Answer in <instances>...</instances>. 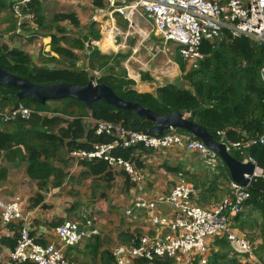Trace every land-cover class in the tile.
<instances>
[{"label": "trees", "instance_id": "16d2710c", "mask_svg": "<svg viewBox=\"0 0 264 264\" xmlns=\"http://www.w3.org/2000/svg\"><path fill=\"white\" fill-rule=\"evenodd\" d=\"M2 3L4 2L0 0V6ZM94 5L99 9L104 7L100 0L95 1ZM22 13L32 17V23L37 26V31L44 32L42 35L50 34L51 30L61 35L60 37L51 35V51L57 57L41 58V64L38 65L20 48L0 43V68L4 71L39 86L56 83L85 86L92 78V72L99 71L101 74L94 77L96 83L108 86L124 101L139 104L160 115L174 112L185 114L190 121L205 128L215 141L223 142L228 147L242 143L243 147L238 151L229 147L232 157L241 162L252 160L264 175V146L253 143L264 134V90L259 79V69L264 66V45L249 37L230 38L227 34L212 43L204 41L199 48L203 58L198 68L192 71L185 70L176 47L178 56L176 61L182 70L184 81L189 84L191 90L167 84L159 88L154 95L141 93L133 88L134 82L127 78L122 65L127 55L102 54L93 44L99 40V32L94 29L93 23L87 26L86 33L73 37L60 23L67 19L74 28L81 29L74 13L67 15L58 13L47 19L38 0H31L27 7L22 9ZM37 31L33 33L36 34ZM73 50L87 52L86 62L78 70L75 69L77 59ZM142 79H145L144 74ZM16 93L14 88L0 84V111L22 104L30 109L31 113L27 119L19 117L4 123L0 128V162L15 165L16 168L26 163L25 175L29 180L37 182L39 191L34 198H30L32 208L42 205L44 197L40 192H44L48 186L54 190L62 187L67 179L70 164L72 166L71 158L68 156L71 150H90L93 143L110 141L105 135L96 136L93 129L83 123V117L118 123L126 129L144 133H148L153 125L151 121L137 116L131 110L116 109L102 100L86 108L82 102L73 99L51 100L45 104H39L31 98L18 100ZM7 126L9 127L4 128ZM176 131L192 137L184 130ZM139 151L148 153V149L138 147L115 149L113 154L124 160L135 161L136 166L142 168L143 164L139 158L142 153L139 154ZM136 152L137 158L134 157ZM81 164L85 168L80 175L84 180L98 175L110 176L111 171H114L104 161ZM223 168L227 172L226 168ZM125 176L129 179L126 174ZM6 177L7 169L3 166L0 168V185ZM216 177L224 176L220 173L216 174ZM248 194V199L241 205V211L235 215V219L239 221L238 219L244 215L245 205L250 204L257 208L261 212L260 235L264 242L263 177L252 181ZM17 224L20 228V224ZM18 227L15 226V230H19ZM137 240L138 238L133 245L137 244ZM16 241V238H0V245L13 250ZM87 241L85 247L89 250L88 255L96 259L102 246L99 235L91 236ZM257 249L264 251V245ZM66 259L77 262L71 257ZM103 259L106 264H114L111 253H105Z\"/></svg>", "mask_w": 264, "mask_h": 264}, {"label": "built area", "instance_id": "2783aa9c", "mask_svg": "<svg viewBox=\"0 0 264 264\" xmlns=\"http://www.w3.org/2000/svg\"><path fill=\"white\" fill-rule=\"evenodd\" d=\"M97 1V0H91ZM106 4L107 14L121 16L132 23L136 15L142 14L150 26L153 37L178 48L180 59L187 69L196 70L203 55L199 48L204 41L210 43L219 40L224 34L230 38L249 37L264 45V0H100ZM31 0H10V9L18 18L21 27L24 19L31 16L22 13ZM113 20V19H111ZM130 26L133 27V24ZM149 36V33L146 37ZM92 72V83L97 84ZM259 79L264 90V66L259 69ZM31 110L18 104L0 111V128L6 122L16 118L27 119ZM57 114H53L56 116ZM72 120V118L64 117ZM83 123L92 128L96 136L110 138L106 143H93L90 150H71V170L78 168L82 162L104 161L111 170L123 171L131 181L140 179L139 171L133 161L124 160L114 155L115 149L126 150L142 147L152 151L170 148L197 153L210 171L216 169L219 160L216 153L206 148L205 144L193 137L185 136L176 130H168L162 135L137 132L126 129L121 124L94 120L83 117ZM65 126V125H62ZM222 135V133H220ZM223 143V142H221ZM264 146V134L255 142ZM225 144V143H223ZM226 145V144H225ZM227 146V145H226ZM240 150L242 143L229 146ZM227 146V148L229 149ZM252 162L248 159L244 162ZM255 164V163H254ZM167 195L156 196L152 200L136 198L126 215L133 209L144 210L160 229H167L162 237L141 235L136 245H119L112 252L114 264H136L152 262L156 259L171 258L175 264H208L207 243L214 238L224 239L237 255L254 257V249L245 238L233 229V218L241 211V205L248 199V189L255 178L246 186L230 182V194L212 210L201 209L191 200L194 190L183 175ZM157 204H168L173 210V219L166 220L155 215ZM81 221L64 220L55 227L56 243L40 245L30 235L31 221L22 214L16 202H4L0 198V222L2 227L19 223L16 245L10 251L4 264H79L69 261L64 250L74 248L86 242L98 232L93 228L87 212L80 217ZM191 254L198 259H187ZM264 264V257L257 262Z\"/></svg>", "mask_w": 264, "mask_h": 264}, {"label": "crops", "instance_id": "0c3cea01", "mask_svg": "<svg viewBox=\"0 0 264 264\" xmlns=\"http://www.w3.org/2000/svg\"><path fill=\"white\" fill-rule=\"evenodd\" d=\"M2 1L4 3L1 4L3 8H0V31L2 32L0 43L6 44L9 47L20 48L28 55H30L32 52L31 50L34 49V45H31V43L27 41L34 35L28 38V36L26 34H23V31L21 30L22 26L28 27V22L23 21L21 23V27L16 23V28H14V25L11 23L12 19L9 18L11 15L10 0ZM38 2H40V0H38ZM92 2L94 4V1ZM82 4L83 3L80 2V5ZM94 9L98 11L97 9L99 8L95 7L94 5ZM5 10H7L9 16H5L3 12ZM13 17L15 18L16 16L13 14ZM117 18V26H122L124 29H127V26L129 29H133L135 27V23L141 22L140 20H138V18H134L133 23H131L133 24L132 27L130 26L131 24L128 23L127 19H124L120 16H117ZM78 21L79 23H81L79 19ZM112 22H114V20ZM33 26L36 30L38 29L35 24H33ZM112 30H115V26ZM36 33L38 34L39 39L43 41L45 40V44H42L44 50L42 51L43 56L41 58H47L48 56L57 57V55L53 51H51V35H55L56 37H60L61 35L54 30H51L50 34L48 35H42L44 32L39 31H37ZM148 33L149 36L146 37ZM136 34L141 39V42L138 45L143 46V48V42L150 40L147 44L146 49H142L141 52H138L137 45L131 46L130 44H123L114 47V49H120L117 53L116 51H113V54L120 53L127 55L126 60L122 63V65L126 71L127 78L134 82L133 88L138 92L151 93L154 95L159 88L167 84H174L180 88L191 90L189 84L184 81L182 70L180 69V66L176 61V57H178L175 49L176 46L171 43H165L164 41L153 37L152 33L150 32V26L147 24V22H145V20L141 23L140 28L136 30ZM15 35H21L19 37L23 36L24 38L20 40L18 39L19 37H17L16 39ZM48 39L50 40L49 42ZM156 44H159V46H161L162 48V51H160L161 54H159V56H156V50L154 52L152 51L153 47L158 48ZM168 45L173 46L175 60L172 57L169 58V55L163 56L164 53L169 52V49L167 48ZM36 46H39V44L37 43ZM45 49L48 50L45 51ZM37 52L38 51H36V53ZM30 57L32 59V56ZM184 66L186 71H192L187 69L186 65ZM142 74L145 75V79H142ZM244 147H246V145ZM140 153H142V151H139V154ZM144 153H142V155L139 157L143 164L142 168H138L135 164V161H133L134 166L140 174V179L137 181H131L130 179H128L125 176L124 172L121 170L111 171L110 176L98 175L96 177L86 179L87 181H90L91 192L97 186L100 187L99 189H97V191H95L92 197L99 196L101 198H109L110 208L114 207V209H108V211H110L109 220L111 221L110 223H112L113 228L110 231H97L102 246L100 248V255L96 259H92L88 255L89 250L85 247L88 241L74 247L73 254H69L68 252V250L71 248L65 249V257H71L74 261H80L83 262V264H106V261L103 259V255L105 253H111L109 248L107 247V244L111 242H115L119 245H133L136 241V238L141 235H146L149 237H162L164 234H166L167 229L158 228V226L153 223L147 212H145L144 210L133 209L130 212V215H126V211L131 208L132 203L136 198L141 197L145 200H152L156 196L167 195L173 188L181 172H183L182 174H184L188 185H190L194 190L191 200L197 207L201 209H214L224 197L230 194L229 186L231 179L229 177L228 171L225 172L223 168L225 166L220 159L217 161L216 169L214 171L208 172L204 168L205 166L202 162L201 157L194 152L189 153L186 151L170 148L158 151L148 150L147 154ZM137 156L138 153H134V157L137 158ZM193 157L195 159H193ZM24 164L25 165L23 167L22 164L18 168H16L15 165L13 166L12 164L7 165L11 167L9 169H22L24 172V176L26 177V163ZM1 167L3 166H0V168ZM4 167L7 169L8 175L9 170L7 166ZM84 170L85 168L83 166L77 168V171H80L78 177L81 178L80 175ZM73 171L74 170L71 169L67 170L68 176L65 182L73 179V176H71L73 174ZM153 172L158 173L159 176L153 175ZM213 173H215L214 176H212ZM220 173L224 177H216V174ZM257 174H260L264 177L263 172L260 169L257 170ZM81 180L84 181V179L82 178ZM8 183L9 181L6 178V180L0 185V198L4 202H16L19 204L24 217L27 220L31 221L30 235L34 238L35 241H37L38 244H57L56 236L54 234L55 227L59 225H54V223H57V218H54V216L57 215L52 214V216L50 217L45 215L44 218H42L38 215V210H43L42 205L35 208L31 207L29 209L28 205L30 206V204H27V201L22 198H17L18 196H15L10 200H4V197H6V195L8 194ZM31 183L33 184V193L39 192L37 190V182L31 181ZM49 188L50 186L47 187V189ZM121 188L124 190V192L122 193L120 192ZM97 199L99 198L96 197L92 200ZM57 207L60 208L63 212L62 216L60 217L65 216L67 214V211L71 209V206L64 208V205H58ZM46 209L47 208H45V210ZM243 212L244 215L241 217V219H238L239 221L235 219L236 216L233 218V229L238 235L248 240V242L254 249V257H249L247 255H237L232 251L230 245L224 239L214 238L209 240L207 243L208 251L206 253V257L209 261L208 264H257V262H259L264 257V251H259L257 249L259 246L261 247L264 245L263 239L260 235L262 226L261 212L250 204L245 205V209L243 210ZM155 215L166 220H172L174 216L173 210L168 204H157L155 206ZM34 221L36 223L40 222V225L36 226L34 224ZM15 226L18 227V224L12 223L10 224V226L2 227L0 222V238H16L17 240L18 230H15ZM250 235L253 236L251 240L249 239ZM227 246H229V249H227ZM0 250V264H4L11 250L3 245H0ZM198 257L199 256L196 254H191L187 256L186 260H196L198 259ZM136 264L175 263L171 258H163L159 260L156 259L152 262H137Z\"/></svg>", "mask_w": 264, "mask_h": 264}, {"label": "rangeland", "instance_id": "374dc122", "mask_svg": "<svg viewBox=\"0 0 264 264\" xmlns=\"http://www.w3.org/2000/svg\"><path fill=\"white\" fill-rule=\"evenodd\" d=\"M40 2L42 6L43 15L47 19H51L54 16V14H58V13H63L64 15L74 13L76 15V17L81 22L80 23L81 29L74 28L73 25L71 24V21L67 19L60 23V25L64 26L66 30L69 31V34L73 37H79L82 34L86 33L87 26L93 23L95 25L94 29L97 32H99V40L94 42L93 44L100 50L101 53L111 54L113 53V51H116L117 53L118 50L120 49H114V47L117 45H123V44H130L131 46L137 45L138 52H141L142 49H146L147 44L150 41L148 40L146 42H143L144 48L143 46L138 45L141 42V39L136 34V30L140 28L141 23L144 22L145 18L142 14L136 15L135 17V18H138V20H140L141 22L135 23V27L133 29H129L127 26V29H128L127 30V29H124L122 26H117V21H118L117 16L118 15H113L112 18L109 17V15L107 14V9H106L107 7L105 3H103L104 7L102 9H97L98 11H96L94 9V4L91 0H40ZM80 2H82L83 4L80 5ZM3 12L5 16H9L7 13V10ZM10 14L11 15L9 18L12 19L11 23L14 25V28H16V23H17L18 18L16 17L14 18L11 11H10ZM111 19H113L114 22H112L113 20ZM24 21L28 22L27 23L28 27H24V26L21 27L23 34H26L28 38L34 35L31 39H28L27 41L31 43V45H34L33 46L34 49L31 50L32 52L30 56H32V60L34 63L40 64L41 57L43 56L42 51L44 50V47L42 44H45V40L43 41L39 39V36L37 33L36 34L30 33V32L37 31L33 26L31 17L29 19H24ZM113 25L115 26V30H112L114 27ZM136 25L138 26V28ZM0 34H1L0 37H2L1 31H0ZM19 36L15 35L16 39ZM22 38L24 37L22 36V37H19L18 39L21 40ZM49 41L50 40L48 39V42ZM37 43L39 44V46H36ZM59 46H65V44H59ZM156 46L158 48L153 47L152 51L154 52L156 50L157 52L156 56H159V54H161L160 51H162V48L161 46H159V44H156ZM167 48L169 49V52L164 53L163 56L169 55V58L172 57L175 60L173 46L168 45ZM46 50L48 49H45V51ZM122 50H127V49H122ZM36 51L38 52L36 53ZM73 52L76 54V59H77L75 61V69L78 70L86 62L85 56L87 52L85 50H73ZM183 64L185 65L184 62ZM98 73L99 75L101 74V72L99 71ZM8 127L9 126L4 127V128H8ZM193 159L195 158L193 157ZM24 165L25 164H23L22 167ZM81 165L82 164L80 163L78 167H81ZM0 166H7L9 170L8 172L9 174L6 177L7 180L9 181L7 185L8 194L6 195V197H4V200H10L11 198L18 196L17 198H22L27 201V204H30L29 199L34 198V195L36 193H33L34 191L33 184L31 183V181H29V179H27L24 176L23 170L22 169H19V170L9 169L11 167L3 163H0ZM69 169H71V164L69 166ZM79 172L80 171H77V168L76 170L74 169L73 174L71 175L73 176V179L69 180L68 182H65L60 188V190L58 189L59 191L56 189L54 190L52 188H49L41 193L42 196L44 197V201L42 204L43 210H40V211L38 210V215L44 218L45 215L50 217L52 216V214H56L57 216H54V218H57V222L64 221V220L81 221L80 217L84 214V212H87V217L88 219L91 220L94 229H96L97 231H100V230L110 231L113 228V226H112V223H110L111 221L109 220L110 211H108V209H114V207L110 208L109 198H106V197L101 198L99 196L92 197L95 191H97V189H99L100 187L97 186L91 192L90 181H87V180L82 181L81 178L78 177ZM153 175L159 176L158 173L156 172H153ZM120 192L122 193L124 192V190L121 188ZM96 197H98L99 199L92 200V199H95ZM69 201H71L72 203ZM58 205H64V208L71 206V209L67 211V214L65 216L60 217L62 216L63 212L60 208L57 207ZM28 208L30 209L31 207L28 205ZM45 208L47 209L45 210ZM34 224L36 226H39L40 222L36 223L34 221ZM233 228H234V224H233ZM252 237L253 236L250 235L249 239L251 240ZM117 246H119V244H116L115 242H111L107 244V247L109 248L111 252V255ZM73 249L74 248H71L68 250L69 254H73ZM78 262L83 264V262H80V261ZM92 264H95V263H92Z\"/></svg>", "mask_w": 264, "mask_h": 264}, {"label": "water", "instance_id": "95a60500", "mask_svg": "<svg viewBox=\"0 0 264 264\" xmlns=\"http://www.w3.org/2000/svg\"><path fill=\"white\" fill-rule=\"evenodd\" d=\"M0 84L14 88L17 91L16 97L18 100L31 98L39 104H45L46 101L51 100L73 99L82 102L86 108H90L92 103L102 100L116 109L131 110L137 116L144 117L153 123L148 130L150 134L162 135L171 129H181L193 138L202 141L207 149L217 154L227 169L231 181L238 185L246 186L250 179L263 177L257 174L259 169L254 163L241 162L233 158L225 144L215 141L205 128L190 121L187 115L179 112L165 115L156 114L139 104L124 101L108 86L92 83L91 78L85 86L73 83L39 86L26 79L13 76L0 68Z\"/></svg>", "mask_w": 264, "mask_h": 264}]
</instances>
